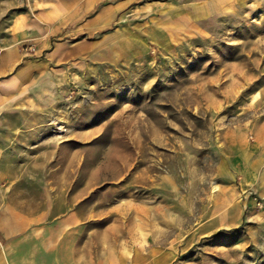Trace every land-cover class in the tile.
<instances>
[{
    "label": "rangeland",
    "instance_id": "rangeland-1",
    "mask_svg": "<svg viewBox=\"0 0 264 264\" xmlns=\"http://www.w3.org/2000/svg\"><path fill=\"white\" fill-rule=\"evenodd\" d=\"M38 1L0 0V41L12 45L15 26L39 20ZM141 5L109 14L96 33L99 58L81 62L85 116L112 118L108 131L78 143L67 127L55 140L67 145V164L71 151L83 153L84 171L66 174L76 178L69 192L88 177L91 192L77 205H17L21 216L39 220H20L13 232L54 225L74 211L87 232L81 251L94 264H264L259 187L241 191L239 226L208 227L220 181L241 182L232 173L239 134L253 143L254 124L264 120V12L195 20L182 11L185 3L156 11ZM40 43L32 37L17 48L29 58ZM3 232H12L11 221Z\"/></svg>",
    "mask_w": 264,
    "mask_h": 264
},
{
    "label": "crops",
    "instance_id": "crops-1",
    "mask_svg": "<svg viewBox=\"0 0 264 264\" xmlns=\"http://www.w3.org/2000/svg\"><path fill=\"white\" fill-rule=\"evenodd\" d=\"M141 3L143 11L185 3L182 11L195 20L248 9L264 12V0H39V20L25 18L15 26L12 45H5L6 39L0 41V264H94L96 257L81 251L87 232L80 227L77 212L67 213L54 225L13 232L20 220L38 219L27 213L21 216L16 206L77 205L91 192L93 179L89 177L77 193L69 192L70 180L76 178L66 174L84 171L85 166L77 164L83 153L71 151L73 162L67 164L64 155L70 152L67 145H57V134L60 127H69L70 140L87 143L108 131L112 118L85 116L81 62L99 58L96 33L111 14ZM97 10V18L85 23ZM56 35L59 38L53 39ZM32 37L41 43L38 54L27 58L17 44ZM254 133L253 143L239 134L232 173L238 172L241 182L227 187L220 181L222 193L209 228L220 231L239 226L244 215L241 191L256 186L264 191V120L254 124ZM10 221L12 232H3L4 222Z\"/></svg>",
    "mask_w": 264,
    "mask_h": 264
},
{
    "label": "built area",
    "instance_id": "built-area-1",
    "mask_svg": "<svg viewBox=\"0 0 264 264\" xmlns=\"http://www.w3.org/2000/svg\"><path fill=\"white\" fill-rule=\"evenodd\" d=\"M65 133H66V130H65V128L63 127L62 130H59V132H58L57 135L59 136V138H62V136L65 135ZM252 196H253L252 191H249V192H247L246 194L244 193L245 201H249V199H251ZM255 201H256V199H255ZM257 203H258L259 206H262V205H263V204L260 203V202H257ZM245 204H246V206H248V203H245Z\"/></svg>",
    "mask_w": 264,
    "mask_h": 264
}]
</instances>
